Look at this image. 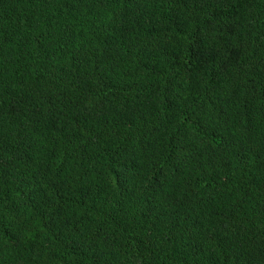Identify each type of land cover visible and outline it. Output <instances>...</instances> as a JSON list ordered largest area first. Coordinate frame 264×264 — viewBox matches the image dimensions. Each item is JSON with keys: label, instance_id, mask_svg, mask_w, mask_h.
Segmentation results:
<instances>
[{"label": "trees", "instance_id": "16d2710c", "mask_svg": "<svg viewBox=\"0 0 264 264\" xmlns=\"http://www.w3.org/2000/svg\"><path fill=\"white\" fill-rule=\"evenodd\" d=\"M0 264H264V0H0Z\"/></svg>", "mask_w": 264, "mask_h": 264}]
</instances>
